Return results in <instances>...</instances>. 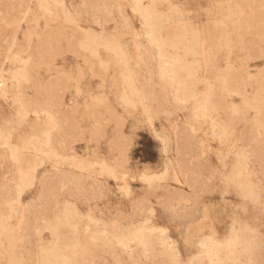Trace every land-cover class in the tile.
I'll return each instance as SVG.
<instances>
[{
  "label": "rangeland",
  "instance_id": "obj_1",
  "mask_svg": "<svg viewBox=\"0 0 264 264\" xmlns=\"http://www.w3.org/2000/svg\"><path fill=\"white\" fill-rule=\"evenodd\" d=\"M0 82V264H264V0H0Z\"/></svg>",
  "mask_w": 264,
  "mask_h": 264
},
{
  "label": "bare ground",
  "instance_id": "obj_2",
  "mask_svg": "<svg viewBox=\"0 0 264 264\" xmlns=\"http://www.w3.org/2000/svg\"><path fill=\"white\" fill-rule=\"evenodd\" d=\"M72 3H73V2H72ZM72 7H73V5H72ZM65 10H66V9H65ZM68 10H69V8H68ZM158 34H159V33H158ZM158 44H159V42H158ZM191 45H193V44H191ZM193 46H194V45H193ZM169 47H170V46H169ZM188 47H189V46H188ZM195 48H196V47H195ZM186 49H188V48L186 47ZM186 51H187V50H186ZM190 51H192V50L190 49ZM190 51H189V53H190ZM193 51H194V50H193ZM193 51H192V52H193ZM160 52H161V51H160ZM195 52H196V50H195ZM187 53H188V52H187ZM193 53H194V52H193ZM193 53H192V54H193ZM162 54H163V53H162ZM195 54L197 55V52H196ZM195 54H194V55H195ZM1 78H2V77H1ZM0 83H1V82H0ZM0 85H1V84H0ZM2 89H3V88H2ZM35 156H36V155H35ZM35 156H34V157H35ZM33 160H34V159H33ZM34 161H36V160H34ZM37 162H38V161H37ZM37 162H36V163H37ZM36 163H35V164H36ZM30 164H31V163H30ZM35 164H34V165H35ZM34 165H33V166H34ZM36 165H37V164H36ZM31 167H32V166H31ZM45 174H46V173H45ZM43 175H44V174H43ZM209 235H210V234H209ZM140 238H141V237H140ZM121 240H122V239H121ZM121 240H119V241H121ZM212 240H213V239H212ZM208 241H209V240H208ZM210 242H211V240H210ZM212 242H213V241H212ZM126 243H127V242H126ZM209 245H210V244H209ZM216 245H217V243H216ZM207 246H208V245H207ZM207 250H208V249H207ZM211 250H212V249H211ZM214 251H215V250H214ZM216 253H217V252H216ZM218 254H219V253H218ZM210 256H211V255H210ZM213 256H214V255H213ZM213 256H212V257H213Z\"/></svg>",
  "mask_w": 264,
  "mask_h": 264
}]
</instances>
